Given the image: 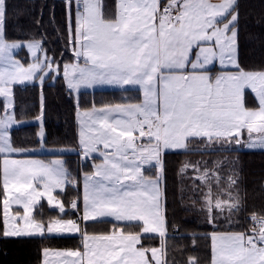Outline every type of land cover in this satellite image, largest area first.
I'll list each match as a JSON object with an SVG mask.
<instances>
[{
	"label": "snow or ice",
	"instance_id": "1",
	"mask_svg": "<svg viewBox=\"0 0 264 264\" xmlns=\"http://www.w3.org/2000/svg\"><path fill=\"white\" fill-rule=\"evenodd\" d=\"M63 2L66 43L73 60L61 67L63 54L61 60L55 53L49 56L43 40L8 39V0H0V239L79 233L82 250L56 253L75 258L63 264H168L163 259L169 225L166 209L161 208L162 154L191 152L189 145L194 142L216 143L227 150L233 141L241 144L245 131L248 147L257 143L264 147V70H245L239 63V0H117L112 15L105 13L103 0ZM25 48L30 60L15 59L14 50ZM217 59L221 67L213 78L210 66ZM61 73L70 93L95 83L139 85L143 92L141 103L93 105L80 117L82 159L95 161L94 153L102 159L93 164L91 173H85L82 215L75 220L64 219L65 205L53 195L54 190L63 193L68 186L79 185L61 160L46 164L12 158L32 154L11 140L10 129L18 123L14 85L36 80L42 84ZM248 90L257 101L253 109L246 107ZM44 99L37 135L46 143ZM199 164L185 161L180 174L192 167L198 173L196 179L208 189L199 210L213 229L210 264H264V214L253 212L248 228L232 230L233 217L244 210L238 192L234 194L237 178L230 175L226 187L221 186L222 176L215 169L201 172ZM145 169L155 172L149 176ZM213 179L219 189L215 193ZM44 198L59 211L46 223L40 205ZM70 208L81 212L79 195ZM225 211L228 224L221 231L217 221ZM105 218L113 222L110 234L88 232L89 222H106ZM156 235L162 238L160 248L143 246L142 240ZM48 254L45 249V257ZM187 264H199V260L190 257Z\"/></svg>",
	"mask_w": 264,
	"mask_h": 264
},
{
	"label": "trees",
	"instance_id": "2",
	"mask_svg": "<svg viewBox=\"0 0 264 264\" xmlns=\"http://www.w3.org/2000/svg\"><path fill=\"white\" fill-rule=\"evenodd\" d=\"M104 11L108 15L116 10L115 0H103ZM8 39L10 41L27 42L43 40L44 49L49 56L55 53L56 59L63 63L73 60L70 47L67 46L68 30L66 9L63 0H8ZM15 13V14H13ZM54 15V19H53ZM239 63L245 70H264V0H239ZM23 50V49H22ZM24 53V50L22 51ZM22 61L27 62V59ZM44 97V131L49 148H73L74 153L61 155L71 176L80 181L85 173L93 171V164L101 159H82L79 146L78 110H89L95 105L101 108L107 105L140 103L142 100L138 89L94 90L80 91L77 102L66 88L62 76L51 82L48 77L42 85L37 83L15 86L13 89L14 114L18 121L30 120L39 114L41 97ZM79 105V107H77ZM246 107H257V101L251 92L246 94ZM3 102L0 99V112ZM39 126L28 124L10 129L11 140L16 147L32 149L40 146L37 137ZM191 152L173 151L163 154L164 175L162 178L163 210L166 209L168 221L167 254L168 264H187L189 258H196L199 264H210L211 239L209 234L212 226L208 224L206 214L199 209L203 201V193L207 187L196 179L198 173L192 167L181 175L180 169L185 161L200 162L201 172L216 170L222 176L221 186L227 184L228 177L235 175L238 192L242 200L243 211L233 217L232 230H244L249 227L248 219L253 212L264 214V150L240 149L235 141L227 149H221L219 144L194 142L189 145ZM49 160L52 155H34ZM0 158V192H2V173ZM219 162V163H218ZM155 169H145L146 175H153ZM75 185L67 187L66 192H56L55 195L66 207L64 219H75L74 213L68 210V204L77 195L80 188ZM213 192L219 191L215 179L212 180ZM0 196V211H2ZM195 202V203H194ZM42 205L43 220L46 223L50 217L59 215L57 209H52L45 201ZM36 218L40 212L35 209ZM221 216L217 223L221 231L227 229L228 222ZM106 222L88 223V232L95 234H110L112 220ZM123 225V222H121ZM2 227V224H0ZM84 222L82 223V231ZM121 232L125 228L121 226ZM129 231L138 232V227H129ZM159 236L141 241L144 247H161ZM81 248V238L55 237L30 239H0V264H40L45 249L77 250Z\"/></svg>",
	"mask_w": 264,
	"mask_h": 264
},
{
	"label": "rangeland",
	"instance_id": "3",
	"mask_svg": "<svg viewBox=\"0 0 264 264\" xmlns=\"http://www.w3.org/2000/svg\"><path fill=\"white\" fill-rule=\"evenodd\" d=\"M214 2H218V0H214ZM17 42H22V41H17ZM23 50H24V53L25 54H22L23 53L22 52ZM23 50L22 49L14 50V53H13L14 54V58L15 59H18V60H21V61H22V58H23V59H27V61H29L30 60V53L27 51L26 48L23 49ZM41 55H42V53H41ZM25 66H27L26 63H25ZM60 75L63 76L62 73ZM55 80H53V78L51 77V82L52 83L55 82ZM34 83H37L39 85H42L43 84V83L41 84V82L39 80H36ZM29 84H33V83L25 82L24 84H16V85H14V87L17 86V85L18 86H24V85H29ZM64 84H65V80H64ZM65 86H66V84H65ZM14 87H13V89H14ZM108 89L109 90H117L116 88H108V83H95V84H92L90 87H81L80 89L74 90L71 93L73 95V98H74L75 102H77L78 93L80 91H94V90H108ZM135 89H139V87H137ZM248 91L250 92V90H248ZM140 92H141L140 94H141V97H142V100H141V102H142L143 101V92L142 91H140ZM0 99L3 102V99L2 98H0ZM12 100H13V107H14L13 94H12ZM85 111H87V110H85ZM83 112L84 111L78 110L77 113H76V119H77V123L78 124L80 122V117H82ZM40 115H41V103H40V111H39V114L37 115V117L40 116ZM37 117H35L33 119H30V120H25V121H18L17 120L18 123L17 124H14L12 126V128L13 127L23 126V125H28V124H37L39 126V129H38V132H39L41 130V121L38 120ZM84 119H86V117ZM43 123H44V117H43ZM43 129H44V127H43ZM79 131H80V129L78 127V134H79ZM248 135L249 134L246 131L243 133V136L241 138V144L238 145V147L240 149H245V150H264V147H262L258 143L254 147H248L247 146V144H248ZM37 137H38V139L40 141V146L37 147V148L29 149V150H31V153H32L31 155H34V154H39V155H42V154H55V155L51 156L50 157L51 160L48 161V162H44V161H42L41 159H39L38 157H35V156H32V158H29V159L40 160V161H42V162H44L46 164H51L55 160H61L63 162L64 168L66 169V166H65V163H64V159H63V157L61 155H63V154H69V153H74L76 150L73 149V148H49V147H46V146L43 145V142L41 141V139H40V137L38 135H37ZM253 138L255 139V134H254ZM173 151H184V150H169L167 152H173ZM163 154H162V157H163ZM93 155L96 156V157H99L100 159H102L99 156V153H94ZM1 173H2V162H1ZM84 177H85V175L82 176L81 181H80V185H79V188H80V191L81 192L84 191V183H85ZM2 182H3V175H2ZM160 187H161V192H162V184L160 185ZM58 191H59L58 189L57 190H54L53 195H55V193L58 192ZM42 201H45L47 203L46 198L42 199L40 201V203ZM13 207L15 208L17 206L16 205H13ZM68 208H69V204H68ZM161 208L163 210V192H162V195H161ZM52 209H54V208H52ZM65 209H66V207H65ZM34 211H35V208H34Z\"/></svg>",
	"mask_w": 264,
	"mask_h": 264
},
{
	"label": "crops",
	"instance_id": "4",
	"mask_svg": "<svg viewBox=\"0 0 264 264\" xmlns=\"http://www.w3.org/2000/svg\"><path fill=\"white\" fill-rule=\"evenodd\" d=\"M115 1H116V4H117V0H115ZM210 67L212 69L211 75L214 78L216 75L219 74V69L221 67V65L219 63V59L215 60L214 61V64L212 66H210ZM62 78H63V76H62ZM63 81H64V79H63ZM137 87H139V85H123V84H109L108 83V88H116L117 90H122V89H135ZM138 90L141 91L140 87H139ZM34 155H39V154H34ZM34 155H28V156H23V157H12V158L29 159V158H32V156H34ZM42 155H45V154H42ZM49 155H52L53 156L55 154H49ZM39 159H41V158H39ZM41 160L44 161V162H48V161L51 160V158H49V160H44V159H41ZM161 184H162V181H161ZM79 196L81 197V212H80V214L82 215V208H83L82 196H83V192L80 191V195ZM105 220H111V218H105ZM82 223H83V221L80 222L81 231H82ZM73 236H77V237H80L81 238V236H80L79 233L64 234V235L58 236V237H73ZM157 248H160V247H157ZM77 250H82V245H81V248L80 249H77ZM77 250H60V249H57V250H49V254H48L47 257H45L44 252H43V254H42V261H41L40 264H44L45 259H47L48 264H63V262L65 261V259H67L68 261H71V260H73L75 258H73V257H64V256H57L56 253L57 252L66 253L68 251H77ZM148 255L150 256L151 253L149 252ZM163 259L165 260V256L163 257Z\"/></svg>",
	"mask_w": 264,
	"mask_h": 264
},
{
	"label": "built area",
	"instance_id": "5",
	"mask_svg": "<svg viewBox=\"0 0 264 264\" xmlns=\"http://www.w3.org/2000/svg\"><path fill=\"white\" fill-rule=\"evenodd\" d=\"M71 202V201H70ZM70 202H69V211L70 212H72V213H74V215H75V219H78V217L81 215L80 213H76L74 210H72L71 208H70Z\"/></svg>",
	"mask_w": 264,
	"mask_h": 264
}]
</instances>
